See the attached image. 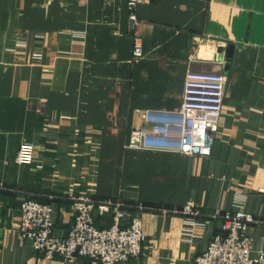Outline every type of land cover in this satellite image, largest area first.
Masks as SVG:
<instances>
[{
	"label": "crops",
	"instance_id": "obj_1",
	"mask_svg": "<svg viewBox=\"0 0 264 264\" xmlns=\"http://www.w3.org/2000/svg\"><path fill=\"white\" fill-rule=\"evenodd\" d=\"M134 12L137 24L128 0H0V264L86 263L22 237L27 198L52 204L58 236L74 221L70 193L122 199L130 215L143 205V253L120 264H193L220 233L211 217L238 203L264 220V0H146ZM17 36L24 55L7 51ZM189 70L227 76L210 155L127 148L147 126L138 109L179 110ZM23 143L31 164L15 162ZM188 203L201 215L182 213ZM192 222L204 229L188 242ZM248 237L264 253V225Z\"/></svg>",
	"mask_w": 264,
	"mask_h": 264
},
{
	"label": "built area",
	"instance_id": "obj_2",
	"mask_svg": "<svg viewBox=\"0 0 264 264\" xmlns=\"http://www.w3.org/2000/svg\"><path fill=\"white\" fill-rule=\"evenodd\" d=\"M146 0H128L130 20L137 24L134 12L137 5ZM27 41L20 37L7 47L11 54H26ZM143 53L140 37H136L134 55ZM43 53L31 52V58L40 60ZM227 76L222 72L189 70L185 76L183 98L179 110L174 112L141 110L146 127L130 132L127 148L172 150L186 155L207 156L211 153L210 134L218 130ZM36 147L23 143L15 162L19 165L35 161ZM68 199L74 210V223L65 236L54 232L52 204L27 198L21 203L20 232L23 238L33 242L35 249L48 258L58 257L67 263L85 258V264H120L138 258L148 240L143 228V205L132 209L125 201L115 197L94 198L70 193ZM111 221L104 228L98 227L95 213ZM182 213L198 217L201 213L191 203ZM211 221L218 225L220 233L214 235L205 249L193 258V264H261L264 253L254 255L249 243L248 229L264 225V220L248 212L244 203L234 210L217 211ZM184 228V239L194 242L203 234V223L192 222Z\"/></svg>",
	"mask_w": 264,
	"mask_h": 264
},
{
	"label": "rangeland",
	"instance_id": "obj_3",
	"mask_svg": "<svg viewBox=\"0 0 264 264\" xmlns=\"http://www.w3.org/2000/svg\"><path fill=\"white\" fill-rule=\"evenodd\" d=\"M20 37L24 38L23 36H17V37H15V40L18 39V38H20ZM91 197H92V196H91ZM94 198H95V197H94ZM101 218H102V217H101ZM95 220H96V218H95ZM73 223H74V221H73ZM96 224H97V223H96ZM72 225H73V224H72ZM72 225H71V227H72ZM54 226H55V224H54ZM97 226H98V225H97ZM71 227H70V229H71ZM98 227H99V226H98ZM101 228H102V227H101ZM103 228H104V227H103ZM70 229H69V231H70ZM69 231H68V232H69ZM67 234H68V233H67ZM67 234H66V235H67ZM24 239H25V238H24ZM26 240H29V239H26ZM30 241H31V240H30ZM31 242H32V241H31ZM32 243H33V242H32ZM33 246H34V245H33ZM34 248H35V247H34ZM36 250H37V249H36ZM55 258H56V257H55ZM61 260H62V259H61ZM62 261H63V260H62ZM64 262H65V261H64Z\"/></svg>",
	"mask_w": 264,
	"mask_h": 264
},
{
	"label": "water",
	"instance_id": "obj_4",
	"mask_svg": "<svg viewBox=\"0 0 264 264\" xmlns=\"http://www.w3.org/2000/svg\"><path fill=\"white\" fill-rule=\"evenodd\" d=\"M230 51V50H229ZM231 52V51H230ZM229 52V57L231 56V53Z\"/></svg>",
	"mask_w": 264,
	"mask_h": 264
}]
</instances>
